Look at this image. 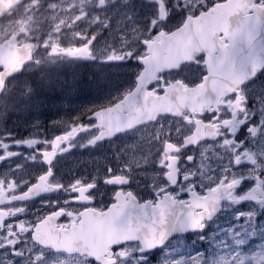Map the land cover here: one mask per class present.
Returning a JSON list of instances; mask_svg holds the SVG:
<instances>
[{
  "label": "flooded vegetation",
  "instance_id": "obj_1",
  "mask_svg": "<svg viewBox=\"0 0 264 264\" xmlns=\"http://www.w3.org/2000/svg\"><path fill=\"white\" fill-rule=\"evenodd\" d=\"M100 1L104 7L105 0ZM225 1L204 0L193 9L190 1L184 8L180 2L177 7L186 14L172 27L166 24L170 16L167 5V19L160 20L157 14L153 29L159 28L145 40L154 38L159 30L177 28L188 15ZM144 2L158 11L157 2ZM262 2L248 0L245 7ZM52 13L47 8L45 15ZM47 23L42 38L49 35V41L63 43L66 28H57L58 34ZM15 33L17 44L29 40L21 31ZM35 39L34 51L40 38ZM44 45L51 51L32 56L19 73L6 80L0 93V264H212L213 252L219 247L224 258H230L225 264H264L258 258L260 247L240 255L253 247L245 236L264 217V180L247 163L264 120L260 75L231 86L220 104L185 109L178 116L162 115L155 122L103 140L98 138L107 136V128L88 115L97 129L92 141L95 146L145 135L157 125L158 136H153L159 141L157 148L135 155L133 164L122 149L106 156L103 164H84L83 150L74 160L70 158L78 148L76 143L82 145L81 136L70 131L87 117L67 118L51 129L52 123L45 117L36 120L38 117L22 115L27 109L36 110L35 96L30 93L58 92L63 87L64 65H70L68 56L53 51L49 42ZM205 58L199 55L177 69L159 73L148 90L163 93L176 81L196 86L208 73ZM137 74L129 90L136 86ZM83 75L82 82L90 76L94 81L100 77L89 72ZM107 106L104 103L96 109ZM79 127L82 129L81 124ZM197 131L208 137L190 138ZM216 150L225 160L240 156L244 162L204 170L199 160ZM218 186L222 198L218 213L196 222L211 209V190ZM81 250L93 252L95 257Z\"/></svg>",
  "mask_w": 264,
  "mask_h": 264
},
{
  "label": "rangeland",
  "instance_id": "obj_2",
  "mask_svg": "<svg viewBox=\"0 0 264 264\" xmlns=\"http://www.w3.org/2000/svg\"><path fill=\"white\" fill-rule=\"evenodd\" d=\"M99 1L28 0L1 20L0 40L17 31L24 34V39H34L44 32L45 22L49 23L47 24L51 32L55 31L59 34L60 31L57 28L61 26L67 29L63 32L66 36L63 43L55 44L49 41V35L45 37L44 42H49L53 51L60 50L70 59V65H64L66 71L61 77L63 87L58 92H47L51 93L50 98L35 99L36 110L27 109L22 115L38 117L36 120L45 117V121L52 123L51 129H55L67 121V118L87 117L101 104L111 105L130 91V83L140 68L136 57L142 54L147 34L156 32L159 28L153 29L155 27L153 20L157 19L158 14L157 8L143 0H105L104 7L98 6ZM188 1L193 4L191 7L193 9L204 0H165L170 7V16L166 24L171 27L180 24L186 11H182L183 9H179L177 5L182 2L183 8L188 7ZM38 5L52 9L53 13L36 16ZM51 20L54 21L50 24ZM123 43H131V45L125 44L123 47L121 46ZM40 53L39 55L42 56L43 53ZM84 64L91 69L83 70ZM88 72L100 77L95 78L94 81V76H91L87 81L82 82L83 74ZM47 81L50 83L48 78ZM259 85L263 86L264 90V75L259 80ZM52 93H59L60 96ZM80 124L82 129L79 127ZM159 128L160 125L154 126L145 135L139 134L130 140L123 138L104 146H95L92 141L97 129L95 123L87 117L70 131L73 134L78 133L82 143L80 146L78 142L76 143L78 148L72 150L74 154L70 158L74 160L78 157L80 150H83L84 164H103L106 156L122 149L128 157L131 156L133 164L134 156L139 155L140 151L157 148L159 140H156L155 136H158ZM256 138V149L250 154L247 163L259 170L264 180V120L260 121ZM243 162L244 159L240 156L225 160L217 150L209 154L204 153L199 160L204 170L213 166L224 167L225 163ZM250 232L245 239H249L247 242L253 247L242 250L240 255L253 252L257 246L260 247L258 258L264 259V217L260 220V225ZM229 259L224 258L222 249L219 247L213 252L212 264L218 261H222V264H225V261L229 263Z\"/></svg>",
  "mask_w": 264,
  "mask_h": 264
},
{
  "label": "water",
  "instance_id": "obj_3",
  "mask_svg": "<svg viewBox=\"0 0 264 264\" xmlns=\"http://www.w3.org/2000/svg\"><path fill=\"white\" fill-rule=\"evenodd\" d=\"M22 1L0 0V18ZM149 1L159 3L160 17L166 19L165 1ZM247 1L228 0L215 4L197 16L189 15L177 29L169 33L160 31L154 40L146 41L147 55L140 59L144 68L137 77L136 88L112 106L97 110L90 116L97 118L107 128V136L98 139L103 140L141 123L156 120L161 114H177L186 108L210 106L226 94L234 76L240 83H245L263 71L264 4L247 9ZM221 33L223 36H220ZM15 38L16 35H12L0 45V65L4 68L0 73V92L6 78L17 73L33 53L34 43L15 46ZM225 40L229 42L225 43ZM200 54H206L205 64L208 65V74L200 84L189 87L177 81L167 86L163 94L147 89L159 72L178 68L180 63ZM192 137L198 141L202 133L197 131ZM215 192H211V203L216 208L212 212L206 211L196 222L212 218L214 212L218 211L217 205L221 199L217 198ZM81 252L94 257L93 252Z\"/></svg>",
  "mask_w": 264,
  "mask_h": 264
},
{
  "label": "trees",
  "instance_id": "obj_4",
  "mask_svg": "<svg viewBox=\"0 0 264 264\" xmlns=\"http://www.w3.org/2000/svg\"><path fill=\"white\" fill-rule=\"evenodd\" d=\"M41 49L40 50H38V51H40V52H42V53H45V51H43L44 49H43V45H41Z\"/></svg>",
  "mask_w": 264,
  "mask_h": 264
},
{
  "label": "bare ground",
  "instance_id": "obj_5",
  "mask_svg": "<svg viewBox=\"0 0 264 264\" xmlns=\"http://www.w3.org/2000/svg\"><path fill=\"white\" fill-rule=\"evenodd\" d=\"M81 117V116H80ZM22 125V124H21ZM25 126V125H24Z\"/></svg>",
  "mask_w": 264,
  "mask_h": 264
}]
</instances>
